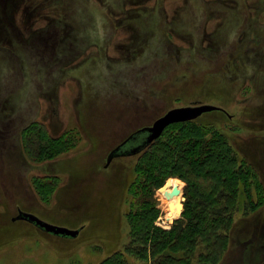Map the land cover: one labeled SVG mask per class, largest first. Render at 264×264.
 <instances>
[{
    "label": "rangeland",
    "instance_id": "374dc122",
    "mask_svg": "<svg viewBox=\"0 0 264 264\" xmlns=\"http://www.w3.org/2000/svg\"><path fill=\"white\" fill-rule=\"evenodd\" d=\"M204 103L223 110L171 123L157 145L105 166L135 130ZM176 140L228 147L243 192L217 257L199 234L153 257L188 246V264H264V0H0V264H106L121 252L150 264L143 238L184 228L211 189L185 166L160 171L153 156ZM170 178L183 208L164 226ZM19 211L79 232L48 233Z\"/></svg>",
    "mask_w": 264,
    "mask_h": 264
},
{
    "label": "trees",
    "instance_id": "16d2710c",
    "mask_svg": "<svg viewBox=\"0 0 264 264\" xmlns=\"http://www.w3.org/2000/svg\"><path fill=\"white\" fill-rule=\"evenodd\" d=\"M156 140L157 139L141 150L140 153L146 152V149L151 145H157V142L155 143ZM187 143L188 142H183V140L178 142L176 140L173 145L168 143L161 144L160 150L161 152L163 151V156L157 157L154 154H151V156L154 155L153 157L157 161V164H159V168L163 169L160 171H166L168 168L171 169V167L172 169H183L182 166H185L186 172L189 175L195 179L200 178L205 180L207 184L209 182L211 189L207 195L208 197L196 203L199 204V207L193 213L191 220L184 228H178L173 235L164 238L157 237L152 240H149V237L143 238L145 246L142 244L140 249L137 250L141 253L142 251L145 253L148 252L150 264H188V254L190 251L188 246H186L185 249L182 248L184 252L182 255L166 252L161 254V257H153L154 254H156L154 248L165 245L167 242H172V247L175 248L184 243L191 245L197 239L198 234L200 237L204 235L206 239L205 246L207 250L209 249L206 256L209 255L210 258L217 257L219 251L217 253L216 249L218 247L220 250L225 248V245H223L225 241V228L229 223L232 209L236 207L234 201L237 193L239 194L238 188L243 192L242 182H240V173L243 174L241 172L243 167H234L237 161L234 155L230 154V149L228 147L218 151L214 148V145L212 146L207 140L199 141L198 144L194 142L191 148H189ZM185 145L188 147L184 149ZM193 148L198 150L199 155L203 152L207 153V155L202 159L200 157L192 158L189 156V153H191L192 150L194 152ZM206 164H208V166H206ZM231 184L234 185L235 188L231 187ZM222 197L223 202L221 203L219 200H221ZM230 200L233 201V206L230 204ZM245 201L246 203H248L247 201L252 203L248 192L245 196ZM247 207H249V203ZM175 229L177 228L173 227V230ZM106 262V264H135L129 261V258L124 252L120 254L114 253Z\"/></svg>",
    "mask_w": 264,
    "mask_h": 264
},
{
    "label": "water",
    "instance_id": "95a60500",
    "mask_svg": "<svg viewBox=\"0 0 264 264\" xmlns=\"http://www.w3.org/2000/svg\"><path fill=\"white\" fill-rule=\"evenodd\" d=\"M213 110H223L221 107L212 104H198L189 106H179L174 107L166 111L162 116L158 117L153 121L151 125L141 127L135 132L130 134L125 140L113 148L107 155L106 164L111 161L113 157L123 156V155H133L139 153L146 146L151 144L155 139H157L163 130L171 123L190 121L201 114ZM170 185V181L167 180L161 188H166ZM172 191L174 194L179 193L177 186H173ZM182 210V205H181ZM13 219L26 220L33 223L44 231L64 237H75L79 229H72L61 225H55L53 223L46 222L36 215L19 211L17 216Z\"/></svg>",
    "mask_w": 264,
    "mask_h": 264
},
{
    "label": "bare ground",
    "instance_id": "6f19581e",
    "mask_svg": "<svg viewBox=\"0 0 264 264\" xmlns=\"http://www.w3.org/2000/svg\"><path fill=\"white\" fill-rule=\"evenodd\" d=\"M203 114H201V116L205 115ZM114 160L112 161L114 162ZM169 181H170V185L167 186L166 188H160L158 192L162 200V209L164 211V214L161 217V222L164 226H169L172 223V221L179 216L180 211H181L180 207L182 205L181 203V200H182L181 182L176 178H170ZM173 186L178 187L179 189L178 194L173 193L172 191Z\"/></svg>",
    "mask_w": 264,
    "mask_h": 264
}]
</instances>
